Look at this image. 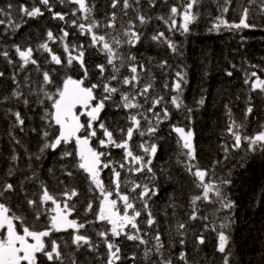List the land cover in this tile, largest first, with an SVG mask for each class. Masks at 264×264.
<instances>
[{"label":"trees","instance_id":"16d2710c","mask_svg":"<svg viewBox=\"0 0 264 264\" xmlns=\"http://www.w3.org/2000/svg\"><path fill=\"white\" fill-rule=\"evenodd\" d=\"M182 1L184 0H166V2L162 0L160 3L155 2V7L150 6V8L142 2V10L156 11L159 8L158 4H161L164 7V17L167 18L170 6H178ZM213 1H216L215 11H210L209 8L205 10L208 15L212 13V17L207 21L209 27L203 23V0H200L199 5L194 8L197 19L195 26L192 29L189 28L188 33L181 34L179 30L170 32L164 21L160 23V28L168 33L171 36V41L175 43L176 53H173L166 44L157 42L161 47V51L148 54L140 52L139 57H137L144 40L151 39L154 35V33L149 36L145 34V32H150L146 24L142 27L138 26L139 31L142 33L140 43L131 48L126 45V52L135 55L137 60L145 65V69H148V73L146 70L144 71L141 83L151 82L153 88L150 90V95L152 97L163 96L165 103L162 106L167 107L170 112V118L158 125V131L153 135L158 144L155 164L159 163L161 165L165 181L169 180L171 182L166 193L161 194L160 191V195L151 203L156 224L147 229L146 233L150 243L149 247H151L155 243L153 229L159 231L165 245L164 255H170L173 264H183L178 259L182 251L187 255L190 264H223L222 254L217 251V239L215 243H211L210 251H206L205 247L210 240L203 235L205 243L199 244L197 238L200 235L196 236L194 234L195 229L193 231H189L188 228L185 229L189 240L187 243L184 241L183 245L178 242L180 237L176 236L177 222L194 223L193 220L189 219L194 207L198 209V217L201 208H209L212 221L214 220L216 224L229 223L230 225L225 230L230 236L227 246L231 253L229 256L230 264H264V149L249 150L250 146L247 140L242 142L240 148H234L233 137L228 132V127L233 121L237 125H243L239 129L243 137L255 136L264 131V127H262L264 126V94L258 91L251 92L248 84L238 85L235 83L236 80H232V77L226 74L228 71L233 73L231 66H239L243 61L264 64V16L257 15L255 6H253L249 13V22L255 23L256 28L228 29L222 27L216 29L213 26L219 23L221 16L229 24L238 23L242 7L247 5V0H232L228 12L223 14L221 6L224 0ZM86 2L90 6H94V0H86ZM8 3H22L26 7H31L33 4H37L38 0H0V7H5ZM50 3L53 5L55 12L65 14V21L53 19L52 14L41 6L44 15L35 19L25 17L27 22L22 24L15 33H12L5 25H0V51H8L14 60L13 64H9L3 56H0V72L4 73V76L0 77V180L7 176L9 169H13L14 174L7 177L9 181L18 185L21 181H24L21 185L22 190L13 194L6 203L16 209L18 213L25 215L27 223L36 224L40 227L43 226L41 221H47L46 215L41 217V221H35L31 209L23 202L26 193L32 195L38 192L41 182L57 196L62 193L60 189L76 188L80 193L77 198L78 202H72H75L76 208H80L78 214L82 215L84 214L82 208L86 206L87 202L86 195L83 194L84 192L89 194V184L85 176H83V181L77 176L71 160L62 159L61 156H55L50 152H40L44 144L42 133L46 121L42 119L44 107L35 102L37 97L32 93L39 91L42 75L33 65H28L23 70L16 66L15 62L18 61V56L14 53V46H31L34 50H37L39 44L47 42L55 54L64 58L66 54L63 51V43L59 40L53 43L46 39L47 31H52L54 36H60V30L64 28L69 32V36L66 38L68 43L72 46L82 45L87 49L85 62L90 70L89 76L91 79L98 78L96 65L105 63L104 56L100 55L96 49L88 47L89 36L87 35L86 41L79 31L70 26V22L75 18L68 7L72 6L76 9L78 6L61 4L59 0H50ZM12 12L15 16L16 9L13 8ZM234 13H238V15L234 16ZM80 15L82 14L76 12V17ZM92 16L101 25L108 22V19L101 20L97 18L94 7ZM123 16L120 14L118 16L120 27V18ZM145 16H147V13ZM147 17H150V14ZM136 23L139 22L136 21ZM177 23H182L180 17H177ZM208 30L211 34L207 33ZM97 31L103 33L104 27ZM250 35L257 37V44L253 48L247 47ZM46 57L50 59L48 53L42 50L35 51V58L38 59L41 65V71L53 70L51 75L57 81V84L63 80L65 74L71 75L74 79L76 74L83 75L79 65H75L71 69H65L46 62ZM165 61L167 66L162 69L159 65ZM109 68L111 69V67ZM177 71L183 72L186 76V83L183 85L181 95L183 107L179 111L170 103L171 97L176 93L172 92L170 87L165 88V84L171 86L174 83ZM257 74L261 79H264V73L257 71ZM13 76L16 77L19 84L13 81ZM14 91L23 92L24 96L30 101L29 105L25 106L21 102L24 97L21 98V101L12 97ZM49 91L54 92L55 86H49ZM247 92L251 97L259 96L263 103L245 105L248 101ZM4 97L9 99L3 101ZM201 98L204 99L203 105L198 103ZM148 106L146 103L145 107ZM202 106L206 110L199 113L198 107ZM248 106H251L253 111L246 116ZM158 107L160 108V106ZM236 107L239 108L238 113L233 115L227 131H225L226 115L231 108L236 109ZM116 108L118 109H113L110 106L107 109L106 106L101 113V118L107 117L111 124L125 126L117 120L119 115L125 116L124 109L117 106ZM185 108L193 110L190 127L194 132L193 142L196 150L194 161H189L183 155L184 150L178 143V136L172 131L173 125L185 126L189 123L185 119V116L188 115L184 110ZM14 111H19L25 120L23 131L15 124V117L12 115ZM108 112H112L115 116L107 115ZM111 124H109L110 127ZM165 128L168 129L167 134ZM17 140L19 143H17ZM95 146L98 147L97 144ZM37 155L40 156L39 159H36ZM13 156L17 159L13 160ZM190 163L206 170L207 181L219 184L218 186L226 193L227 199L234 204V210L236 211L231 215V222L228 221V217L223 220L225 211H216L219 205L215 206L204 201H198L196 205L192 204V198L200 194V189L197 187L195 178L186 170L185 165ZM66 168L73 171L74 175L72 177L64 174ZM214 171H221L220 177L230 181V183L221 185L212 181L211 176ZM33 172L35 177L31 181L25 180L26 177L32 176ZM190 184L193 186V190L188 197V205L185 207L183 196L187 185ZM211 199H215L212 194ZM76 217L78 223L85 224V227L81 229V234L86 235L93 243L98 245L95 251H97L99 257L89 251H82L78 254L70 246L64 248V251L73 253L78 260V264H105L107 248L102 238L97 235L102 226L99 225L98 231L95 232L88 220ZM94 221L95 219H93ZM66 237L70 239L68 235ZM123 238L112 239H115V243L120 246L121 250L126 252L123 246L125 241L122 240ZM71 240L69 241L71 242ZM131 247H133L132 243ZM141 247L145 248L144 245H141ZM83 248H87V246ZM133 261L138 264H150V261L144 257V251L128 264H134ZM119 264L121 263L119 262Z\"/></svg>","mask_w":264,"mask_h":264},{"label":"snow or ice","instance_id":"6c2138e0","mask_svg":"<svg viewBox=\"0 0 264 264\" xmlns=\"http://www.w3.org/2000/svg\"><path fill=\"white\" fill-rule=\"evenodd\" d=\"M61 4H74L78 7L72 13L76 12L82 15L78 16L75 20L70 22V26L78 28L82 35L89 36L88 47L96 49L105 57V63L96 65L98 69L97 80L90 81L89 68L85 62V53L87 49L82 45L72 46L67 42L69 32L61 28L60 36H54L52 31H47L46 39L50 42H57L58 40L63 43V51L66 54L64 58L61 55L55 54L49 43L44 42L39 44L37 50H42L48 53L45 58L46 62L61 66L65 69H71L75 65H79V69L83 72V77L74 79L71 75L65 74L63 80L57 84V81L51 75L53 70L41 71V65L38 59L35 58V51L31 46H14V53L18 56L16 66L23 70L28 65L35 66L38 72H41L42 81L38 92L32 93L36 95V103L44 107L43 120L46 121L42 136L44 144L40 149L43 153L45 150L55 151L61 145H73V150L65 149L62 153L63 158H72L75 161L77 170L86 174V179L90 183V191L99 192L100 203L98 211L94 213L97 220L105 222L110 225V235L112 238H118L124 235L129 241H138L140 245H144V257L150 261V264H173L172 258L164 255V242L158 230L153 229V239L155 243L148 247L149 240L144 238L147 235L138 225V218L141 217L142 211L147 212L146 219L143 221L148 228H152L156 224L150 210H148V199L151 196L157 195L153 187L148 185H141L134 181H128L131 184L130 192H136L135 197H130V194L121 191V170L127 171L131 174L139 173H152L155 176L152 163L155 158L158 145L156 143L145 144L140 143L138 147L143 154L134 151L132 144L134 132L139 136L153 135L158 131V125L164 120L170 118V112L167 107L162 106L165 101L164 97H152L150 90L153 88L151 82L141 83V78L144 73L145 65L137 60V57L130 52L122 53L120 49L127 45L130 48L135 47L141 41L142 33L139 31L136 21L139 22V27L144 26L149 22V17L137 12L134 18H130L126 25L122 23L119 30L116 27V13L113 12L108 17V22L101 25L92 16L94 6H90L86 0H59ZM166 2V0H165ZM121 5L123 15H128V9L136 11L140 5V0H112L111 7L115 9L117 4ZM150 6L155 7V0H148ZM200 0H184L181 6L172 5L169 8V15L167 18L161 16L158 19L164 21L168 27V31H181V34L189 32V25L197 19V13L193 9L198 6ZM232 0H224L221 6V12L227 13ZM52 14L53 19L65 21V14L55 12L50 0H38L37 4L31 7H26L22 3L13 4L8 3L5 7H0V25H5L15 33L22 24L26 23L25 17L35 19L44 15V10ZM255 6L256 14L264 16V0H247V5L242 7L240 20L238 23L229 24L226 20L219 18V23L213 27L219 29L224 26L228 29H254L257 27L255 23L249 22L250 10ZM13 8L16 9V15H13ZM177 17L182 19V23H177ZM101 27L112 29V32H99ZM151 39L158 43L166 44L173 53L177 52V47L174 42L170 40L163 31L154 34ZM0 56H3L9 64H13L14 60L9 52L4 50L0 51ZM111 66V72L105 76V72ZM162 69L167 66L165 61L159 65ZM127 67L128 75H121L120 69ZM235 67V65H233ZM252 68H257L264 72V68L260 65H251ZM229 77L233 75L232 71L226 73ZM4 73L0 72V77ZM254 78V79H253ZM16 81V77H12ZM89 81V83H85ZM116 81V85H113ZM186 83V76L183 72H176V80L169 86L165 84V88H171L172 92L176 95L172 96L170 103L178 111L183 107L181 95L183 92V85ZM245 84L249 85L251 92H259L264 94V79H261L257 71L246 73ZM49 86H55V91H49ZM99 90V91H98ZM119 96V104H116L115 97ZM12 97L21 101L27 106L30 101L24 96L21 91H14ZM143 98V99H141ZM9 98L4 97L3 101ZM112 101L114 105L124 110L129 111L125 119L129 122L127 127L110 128V126L101 118V113L108 106V102ZM149 106L145 108V104ZM198 103L204 104V99L201 98ZM160 106V111L155 109ZM227 107V106H226ZM188 115L185 119L188 124L185 126L173 125L172 131L178 136V143L184 150L183 155L189 161L196 159V150L193 143L194 132L190 127L191 124V108L184 109ZM253 108L248 106L246 108V116L251 114ZM147 113H151L150 117ZM15 117V124L23 131L25 123L24 118L19 111L12 112ZM231 115L229 111V116ZM155 118L153 123L152 118ZM147 122L148 127H142L141 120ZM243 125H237L234 121L229 125L228 132L233 137L234 148H240L242 142L247 140L250 149L257 148L264 149V131L259 132L255 136L243 137L239 129ZM264 127V126H262ZM119 132L117 136L115 133ZM101 133V135H98ZM95 138L98 147L92 144ZM17 143L19 141L17 140ZM121 149L122 158L120 161H113L111 159L110 149ZM104 149V150H101ZM40 156L37 155L36 159ZM13 160L17 157L13 156ZM186 170L198 182L197 187L202 189L203 195H196L192 198V204L196 205L198 201H204L212 204H218L219 208L216 211H231L234 204L227 199L226 193L222 191L215 183H207L205 178L207 176L206 170L200 169L196 164L185 165ZM109 170L113 179L109 185L106 186L101 178L104 170ZM14 174L13 169H9L7 176L0 180V264H78L73 253H66L64 248L57 239L53 238V233H60L73 230L72 244L76 246V251H79L84 246H87L88 251H95L98 245L93 243L89 237L80 233V229L85 227L84 223H78L76 219H69L73 212L76 210L74 203H69L74 197L79 195L75 188H65V190L58 197L49 191L48 187L41 182L39 191L24 196V203L31 209L35 221H41L42 216H47V221H41L42 227L36 224H29L26 221L25 215L18 213L16 209L6 203L11 199L13 194L22 190L21 185L10 182L7 177ZM65 175L72 177L74 175L71 169L64 172ZM35 177L33 172L32 176L26 177L25 180L31 181ZM63 183V181H61ZM230 181L222 179L220 184H227ZM114 185V188L112 187ZM210 194L214 195L215 199H210ZM115 195L116 199L112 197ZM139 200L142 204V209L136 207L135 201ZM122 202V208L119 206ZM92 203H88L86 212L92 211ZM197 208H193L192 213L189 215L190 220H197ZM199 219L207 220L208 217H199ZM228 221L231 222L229 216ZM92 223V221H89ZM211 230L217 232L218 247L217 251L222 254L223 264H230L229 256L230 250L228 244L230 236L225 232L230 225L229 223H220L218 228L215 221L210 222ZM186 224L184 222H177L176 236L180 237L179 243L184 244L183 237L186 232ZM208 227V225H206ZM129 229L128 231H125ZM97 235L102 238L103 243L107 248V258L105 264H119L122 260L121 248L115 243V239L109 238L108 230L98 231ZM199 244H204L205 240L203 235L198 238ZM155 257V259H153ZM132 260L136 257L133 255ZM178 259L183 264H190L187 255L182 251Z\"/></svg>","mask_w":264,"mask_h":264},{"label":"bare ground","instance_id":"6f19581e","mask_svg":"<svg viewBox=\"0 0 264 264\" xmlns=\"http://www.w3.org/2000/svg\"><path fill=\"white\" fill-rule=\"evenodd\" d=\"M161 1L162 0H155V2H157V3H160ZM111 2H112V0H94V10H95V14H96L97 18H99L101 20H105V19H108V17H110V15L113 13V10H114V12L116 13V27H117V30H119L120 29V26L118 24L119 23L118 22V16H119V14L120 15H123V13L121 11V5L118 3L117 4V7L115 9H113L111 7ZM142 2H144L146 4V6L148 8H150V5L148 3V0H140V5H139V7L137 8L136 11H133V9H128V15L127 16L124 15L123 17L120 18V25H122V23L126 25V22L130 18H134L137 15V12H139L140 14H143V15H145L147 13V16L150 14V17H149L150 19H149V22L146 24V27L150 29V32L149 33L145 32V34L149 36V35H152V33L156 34L159 31H163L162 28H160V23L162 22V20L158 19V17H161V16L164 17V14H163L164 7H163V5L158 4L159 5V8L156 11H152L150 9L142 10ZM183 2L184 1H182V3L180 5H178V7L181 6L183 4ZM203 5H204L203 23H205L206 26L209 27L207 25V21L212 17V13H210V15H208V14L205 13V10H206V8H209L210 11H215L216 1H213V0H205V2H204V0H203ZM68 9H69V11H72V12H74L76 10L72 6H69ZM193 11H194V9H193ZM92 15H93V11H92ZM233 15L234 16H237L238 13H234ZM74 18L75 19L77 18L76 15H74ZM75 19H73V20H75ZM195 22H196V20L192 24L189 25V28L190 29H192L195 26ZM137 25L139 26V23H137ZM156 27H157V30H156ZM222 27H224V26H221L220 28H222ZM75 29L77 31H79L78 28H75ZM112 31H113L112 29L104 28V31L103 32H112ZM163 32L165 33V36H167L171 40V36L168 33H166L165 31H163ZM207 33H210L211 34V32L209 30L207 31ZM81 36L87 41V35H82L81 34ZM248 38H249V41H247V47L248 48H253V46H255L257 44V37H255L254 35H250ZM120 51L122 53L126 52V45L123 46L120 49ZM159 51H161V47L157 44V42H154L152 39L144 40V42L141 45L140 50L138 51L137 57H139V53L140 52L141 53L144 52V53L148 54V53H157ZM99 54L102 55V56H104L101 53H99ZM255 64L256 65H260L262 68H264V64L263 63H254L253 64V63L245 62V61H243L242 63H240L239 66H235V67L231 66V68H233V75L231 76L232 77V80H236L235 83H237L238 85H243L244 86V81H245V75H246V73H251L252 71H259L261 73H264V72L260 71L257 68H252L251 67V65H255ZM109 67H111V66H108V68H107V70L105 72V76H107L111 72V69ZM146 71L148 73V69ZM120 73H121L122 76L129 74L126 67H122L120 69ZM82 77H83L82 74H76L75 79H80ZM96 80H97V78L96 79H91L90 78V81H92V82H94ZM142 80H143V76L141 78V81ZM85 83L87 84V83H89V81H86ZM112 83H113V85H116V81H113ZM246 96L248 98V101H246V104L245 105H251L252 103H256L257 105H259L260 103H263V101H261V99H260L259 96H252L251 97V96H249L248 92H247ZM114 99L116 101V104H119V102H120L119 101V96L117 95ZM110 106H112L113 109H116V110L118 109V108H116V105H114L112 101H109L108 102L107 109ZM198 109H199V113H203L206 110V108L204 109V106L198 107ZM238 110H239V108H237V107H236V109H232L231 108L230 109L231 115L229 116V112L226 115L225 131H227V127L231 123V119H232L233 115L235 113H238ZM129 111L135 112V110H124L125 116L119 115V117L117 118L118 121H121L120 123H123L125 125V126L118 125L119 127H124V128L127 127V125H128L129 122L125 119V117L129 114ZM155 111L159 112L160 111V108L157 107L155 109ZM107 115L115 116L112 112H108ZM147 115H149L150 117L152 116L151 113H147ZM104 120H105V122L108 125L111 124L108 121V118L107 117H105ZM152 120H153V123H155V118L154 117L152 118ZM164 121H166V120H164ZM141 122L144 125L143 128L146 129L148 127L147 122H145L143 119L141 120ZM118 126L111 124V127L110 128H113L114 129V128H117ZM167 130L168 129L165 128L166 134H167ZM115 134L117 136L120 135L119 132H117ZM98 135H101V133H98ZM137 135H138V133H137ZM168 135H170V134H168ZM169 139L172 140V138H170V137H169ZM94 140H95V138H94ZM95 142H96V140H95ZM65 149L71 151V150H73V145H61L59 148L56 149L57 152H55L56 150L55 151H52L50 149L45 150V152L46 153H49L50 152V153L54 154L55 156L56 155H59V156L62 157V153H63V151ZM101 150H104V149H101ZM110 152H111V159H116V158H118L120 156L118 152H113L111 149H110ZM64 159L71 160V163L75 167V161H73L72 158H64ZM154 169L156 170V168H154ZM74 171L77 173V176L83 181V176L80 173V171L76 169V167H75ZM220 172L221 171H214L213 174H212V176H211V180L214 181V182L220 183V181L222 180V178L220 177ZM179 173H182V172H179ZM106 174H107L106 175L107 178L109 179L110 178V175H109L110 172H109V170H106ZM157 177H158V180H157ZM205 181L207 183H212V182L207 181V176L205 178ZM170 182L171 181H169V180L168 181H165L164 171L162 170L161 165H159L158 170L155 172V176L154 177L152 176L151 178L148 177L146 182L141 183V185H148L149 187H153L154 186V189H156L157 195L151 196L148 199V210L151 211L152 215H153V211L151 209V203L155 199H157V197L160 195V191H161V194H165L166 193L167 187L169 186ZM109 183H110V180L106 183V185L108 186ZM217 185H219V184H217ZM126 186L129 187V188H131V184L130 183H127ZM26 187H28V185H26ZM60 190L62 192L64 191L63 189H60ZM192 190H193V186L191 184L190 185H187V188L185 190L186 192L184 193V196H183V201H184L185 207L188 205V197L192 193ZM78 193H79V191H78ZM83 195H86L85 198H87L86 206L84 208H82L84 214H82V215H79L78 214L79 211H80V208H76L75 211L77 213V216L80 219L92 221V223H90L91 224V227L96 232V231H98L100 224H99V222L97 220V217L94 215V213L98 211V206H99V203H100V198L97 197V196L90 195V194L85 193V192H84ZM198 195H201V196L203 195L202 189H200V194H198ZM78 196L77 197H74L71 200V202L72 201L78 202V200H77ZM135 196H136V194L135 195H132L131 197H135ZM58 197H60V196H58ZM210 199H211V194H210ZM75 202H72V203H75ZM135 202H140V201L139 200H136ZM88 203H92L93 210L92 211H89V212H86V207H87V204ZM212 205L218 206V204H212ZM119 206L122 208V202H121V204ZM142 207L143 206L141 204L140 207H139V209H142ZM235 211L236 210H234V208L231 211H226L225 210V216L223 217V220L226 219L229 216L231 217V215ZM209 213H211V211H210L209 208H201L200 211H199V217H208V219L207 220H202V219H199V217H198L197 220L193 221L194 222L193 224H186V226H187L186 228H188L189 231L190 230L193 231V229H195L194 234H196V236H198V235H200V236L201 235H205L210 240V242H208L207 245H206V247H205V250L206 251H210V247H211L210 245H211L212 242L215 243L216 239H217V243H218L217 232L211 230L210 222L212 221V218H211V216H210ZM146 216H147V212L146 211H142L141 217L138 218V225L143 230L142 233H141L142 235H144V232H146L147 229H149L147 227V225L143 223V221L146 219ZM46 219H47V216H46ZM93 219H95L94 222H93ZM206 225H208V227H206ZM215 225L218 228L219 224H216L215 223ZM232 232H233V229L231 231V235H232ZM64 237L65 236H62V235H60V236L59 235H53V238L57 239L58 242L62 246H64L65 244H67V247L70 246V248L72 250H74L75 252H77L78 254H80L82 251H88L87 248H81L79 251H76V246H74L69 241L70 239H67V237H65V238ZM144 238L145 239H148V236L147 235L146 236L144 235ZM183 239L187 243L188 240H189L188 235L186 234L183 237ZM122 240H125L123 242V246H124L126 252H124L123 250L121 251L122 260L120 261V263L121 264H128V263L132 262L131 257L133 255L135 257H137V255H141V253L144 251V249L141 247V245L139 244L138 241L128 242V240L126 238H123ZM131 243L133 244V247H131ZM128 244H130V246H128ZM149 246H150V243H149L148 247ZM96 252L97 251H91L90 253H93L94 255H97L98 256V254ZM130 254H131V256H130ZM105 260H106V257H105ZM133 263L134 264H138L136 261H133Z\"/></svg>","mask_w":264,"mask_h":264},{"label":"flooded vegetation","instance_id":"af4514ba","mask_svg":"<svg viewBox=\"0 0 264 264\" xmlns=\"http://www.w3.org/2000/svg\"><path fill=\"white\" fill-rule=\"evenodd\" d=\"M92 143H93V141H92ZM140 143L151 144V143H156V141L154 139V135H145V136L141 137V136L137 135L136 132H134V134H133V140H132V144L134 146V151H136L139 154H143L142 151L138 147H135L136 145H139ZM111 150L113 152H118L119 155H120L118 158L112 159V160L113 161H117V162L120 161L121 158H122V150L121 149H115V148H112ZM157 153H158V151H157ZM155 159H156V156L153 159V163H152V167H153L154 173L158 170L159 165H160L159 163L158 164H155ZM154 168H156V170ZM106 170H104V172L102 173V176H101V178L103 179L105 185H106V183L109 180L111 181L113 179V177L111 176V174H109L110 175V178L109 179L107 178V176H106L107 175L106 174ZM80 173L82 174V176H85V179H86V174H84L82 171H80ZM152 176H153L152 173H147V172L139 173V174H131V173H128L127 171L121 170V181H122L121 182V191L124 192V193L130 194V197H131L132 195H135L136 192H139L140 189H137L136 192H130V188L126 186V184L128 183V181H134V182H137V183H140L141 184L143 182H146L148 177L151 178ZM157 180H158V177H157ZM88 183H89V181H88ZM90 187L91 186L89 185V189H90ZM112 187L114 188V185H112ZM155 191H156V189H155ZM89 194L90 195H93V196H97V197L100 198L98 191L97 192H92V191L89 190ZM112 198L113 199H116L115 195ZM69 203H72V202L69 201ZM76 216H77V213H76V211H74L73 214H72V216L69 217V219H76V220H78V218ZM110 228H111V226H110ZM126 230H129V229H126ZM109 231H110V229H109ZM72 233H73V230L69 229L68 231H65V232L53 233V235H59V236L62 235V236H65V237L68 235V237L70 239H72ZM80 233H82V230L81 229H80Z\"/></svg>","mask_w":264,"mask_h":264},{"label":"rangeland","instance_id":"374dc122","mask_svg":"<svg viewBox=\"0 0 264 264\" xmlns=\"http://www.w3.org/2000/svg\"><path fill=\"white\" fill-rule=\"evenodd\" d=\"M141 124H142V122H141ZM142 127H144L143 124H142ZM193 143H194V142H193ZM84 174H85V173H84ZM88 184L90 185V183H88ZM135 203H136V207L139 209L141 203H140V202H135ZM98 222H99V224L102 226V228L100 229V231H105V230L110 229V225L106 224L105 222H100V221H98ZM126 231H128V230H126ZM108 232H109V238L112 239V237H111V235H110V231H108ZM121 237L126 238L124 235H121V236L118 237V238H121ZM118 238H116V239H118ZM128 242H131V241L128 240Z\"/></svg>","mask_w":264,"mask_h":264}]
</instances>
